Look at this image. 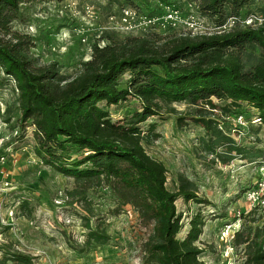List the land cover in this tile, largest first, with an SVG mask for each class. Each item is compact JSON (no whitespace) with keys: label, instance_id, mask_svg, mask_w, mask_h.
Masks as SVG:
<instances>
[{"label":"trees","instance_id":"trees-1","mask_svg":"<svg viewBox=\"0 0 264 264\" xmlns=\"http://www.w3.org/2000/svg\"><path fill=\"white\" fill-rule=\"evenodd\" d=\"M35 1L0 0V83L14 82L20 135L32 125L37 155L44 164L74 178L78 193L108 188L119 206L138 209L153 225L143 244L147 262L207 264L206 249L198 244L205 216L201 210L194 211L187 234L180 238L184 222L177 200L209 201L199 197L196 183L185 173L178 174L174 189L168 187L165 162L145 147L161 136L155 132L156 124L147 131L138 124L151 116L178 112L159 98L187 100L197 107L192 121L202 124L209 135L201 137L196 147L200 158L212 156L213 161L229 163L240 155L249 161L264 157L263 149L237 144L231 128L225 129L214 118L218 106L212 102V98L226 101L229 115L240 102L248 103L264 126V0H188L219 29L167 36L147 30L122 39L109 35L106 44L94 45L92 57L71 78L60 74L57 62L32 59L24 47L25 36L12 29L21 16V5ZM145 1L109 3L139 11ZM161 3L179 8L172 0ZM126 72L130 75L123 80ZM127 96L139 101L137 124L117 123L108 114L107 106ZM178 122L186 125V116ZM256 222V217H244L234 233L232 245L242 254V264H264V224ZM106 237L105 232L91 229L87 243H103ZM1 252L0 264L33 260L20 250Z\"/></svg>","mask_w":264,"mask_h":264},{"label":"rangeland","instance_id":"rangeland-1","mask_svg":"<svg viewBox=\"0 0 264 264\" xmlns=\"http://www.w3.org/2000/svg\"><path fill=\"white\" fill-rule=\"evenodd\" d=\"M172 2L180 10L176 24L164 20L166 8L161 0H146L139 11L124 8L138 15L127 25L137 29L129 30L120 25L124 22V9L109 0H38L21 5V16L12 23V29L25 36L24 47L32 59L42 64L57 62L60 74L71 78L92 57L96 43L103 46L109 35L122 39L140 34L142 31L137 26L141 15L160 17L161 24L148 31L164 36L219 29L200 13L195 3ZM191 16L196 22L193 30L186 24ZM231 24L232 20L228 25ZM129 75L126 72L123 80ZM158 100L178 112L151 116L138 124L143 131L156 124L155 132L161 135L155 142L145 144L148 153L165 162L169 188H175L177 176L182 172L194 180L199 197L209 201L177 200L184 222L178 236L185 237L191 214L201 210L206 224L198 244L206 249L203 257L206 263L242 264L243 256L232 250V239L225 237L224 228L238 218L240 226L244 217L246 220L256 217V224H264V189L260 190L256 204L249 202L245 193L263 183L264 157L249 161L240 155L229 163L213 161L212 156L200 158L196 147L201 137L209 135L202 124L192 121L191 114L197 107L187 100ZM212 102L218 106L214 118L221 120L225 129L231 128L237 144L264 150V126L257 121L256 109L240 102V107L229 115L224 109L228 105L226 101L212 98ZM140 110L138 99L132 96L107 106L110 118L126 125L137 124ZM180 116H186V125L179 124ZM19 117L14 82L0 83V256L1 249L7 248L30 254L31 264H153L145 260L143 252L152 223L133 206H119L108 188L78 193L74 178L44 164L37 155L34 127L29 125L20 135ZM254 209L256 213L250 214ZM91 229L105 232L106 242L87 243Z\"/></svg>","mask_w":264,"mask_h":264},{"label":"built area","instance_id":"built-area-1","mask_svg":"<svg viewBox=\"0 0 264 264\" xmlns=\"http://www.w3.org/2000/svg\"><path fill=\"white\" fill-rule=\"evenodd\" d=\"M166 13L164 15V20L165 21H169L172 22L174 24H176L177 21L180 20V16H179V9L174 8L171 5H166ZM137 13L135 11H133L132 9H124L123 11V23H121V27L123 26V28H125L124 26H127L129 23H131V20L134 17H137ZM139 18H141V23L139 24L138 29H140L141 31H147L150 28H153L156 24L160 23V17H155V16H148V15H141L139 16ZM112 20H114V18H111ZM194 16H191L188 20H186V24L189 26V28L191 30L196 28V22L194 21ZM114 22V21H112ZM115 23V22H114ZM132 28H128V26L125 29H137V28H133V26H131ZM238 120L240 121L241 118H238ZM257 121H260V118L257 119ZM264 189V180L263 183L259 184V188H252L249 189L248 191H246V199L249 202H252L253 204H256L259 202V198H260V190ZM238 215H240V213H238ZM240 218H238L236 221L233 222H229L225 225L224 228V235L227 239H233L234 237V233L237 230V228H239V222ZM231 246V244H230ZM232 250L234 251L235 248L232 245Z\"/></svg>","mask_w":264,"mask_h":264}]
</instances>
